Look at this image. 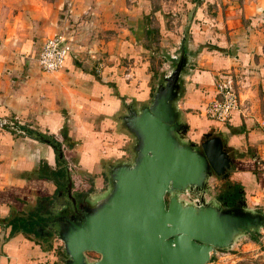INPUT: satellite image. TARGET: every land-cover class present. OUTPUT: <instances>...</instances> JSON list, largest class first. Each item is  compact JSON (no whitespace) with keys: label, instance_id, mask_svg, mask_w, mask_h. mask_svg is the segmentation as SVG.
Masks as SVG:
<instances>
[{"label":"crops","instance_id":"obj_1","mask_svg":"<svg viewBox=\"0 0 264 264\" xmlns=\"http://www.w3.org/2000/svg\"><path fill=\"white\" fill-rule=\"evenodd\" d=\"M59 32L72 50L61 68L44 70L38 52ZM184 39L193 54L182 75V117L190 133L222 137L232 164L221 181L264 210V0H0V113L58 141L67 158L57 168L52 144L0 131V264H64L54 235L25 229L22 217L37 212H25L27 198L50 200L68 171L74 182L131 157L121 114L151 98L145 53L171 52ZM227 75L240 107L225 121L204 116L215 80ZM245 237L233 247L261 253L264 236Z\"/></svg>","mask_w":264,"mask_h":264},{"label":"water","instance_id":"obj_2","mask_svg":"<svg viewBox=\"0 0 264 264\" xmlns=\"http://www.w3.org/2000/svg\"><path fill=\"white\" fill-rule=\"evenodd\" d=\"M192 54L184 39L150 100L125 105L121 123L133 139L132 155L107 166L103 191L72 212L62 189L41 200L55 211L64 264H206L217 249L264 230V210L249 207L239 191L218 200L208 195L210 177L227 180L232 159L220 135L187 136L179 100ZM36 136L56 148L49 136ZM67 179L66 195L74 199L72 185L78 191L81 184L69 171ZM187 193L193 198L184 199Z\"/></svg>","mask_w":264,"mask_h":264},{"label":"built area","instance_id":"obj_3","mask_svg":"<svg viewBox=\"0 0 264 264\" xmlns=\"http://www.w3.org/2000/svg\"><path fill=\"white\" fill-rule=\"evenodd\" d=\"M80 48L78 46V49ZM71 50L72 46L65 34L61 32L52 34L41 45L37 55L38 63L44 70H56L64 65L65 57ZM171 56L174 58L176 54L173 53ZM215 87L217 94L200 111L206 117L218 121H225L233 110L240 107L238 90L233 77L230 75L217 78L215 80ZM0 126H7L13 130H18V125L15 120L7 117H0ZM232 248L217 249L211 254L206 264H237V261L241 257V252L238 248L230 251Z\"/></svg>","mask_w":264,"mask_h":264},{"label":"rangeland","instance_id":"obj_4","mask_svg":"<svg viewBox=\"0 0 264 264\" xmlns=\"http://www.w3.org/2000/svg\"><path fill=\"white\" fill-rule=\"evenodd\" d=\"M178 52H179V48H176L175 50H173L171 52H169V50L164 49V51L146 52L145 53L146 60L148 61V63L151 64V66L153 67V70H154V78H153V83H152L153 87H155L156 82L158 81L160 76H162L164 73H167L170 71L171 63H172V59H173L171 54L175 53L177 55ZM187 136L192 137L197 141H200L202 138V135L199 132L197 134L188 133ZM59 148H62V145L61 146L59 145ZM54 151L56 153V156L58 157V158L57 157L56 158L58 159L57 160V165H58L57 168H59L62 165L61 161L59 160V157L64 156V154L62 156H59L57 148ZM63 158L67 160V158L65 156ZM71 168H72V170L76 169V167H74V166H72ZM69 170H71V169L69 168ZM57 172H58V169H57ZM53 174H54V172H53ZM71 176L73 177L72 174H71ZM98 176L101 178L97 179L96 177H98ZM78 179L76 177L74 182H80V184L85 183V181L88 183H93L95 186L93 192H96V193L103 191L108 186L107 176H106L105 172H103L102 163L98 164V168H97V171H95V173H93L91 175L85 173L81 176V179L80 178H78ZM210 184H211V186H210V189L208 190V195L212 196L215 200H218V198H217L218 190H220V187L222 186L223 182L221 181L220 177L213 175L210 177ZM52 196H50V197L52 198ZM182 197L184 199H189V198H192L193 196H191L187 193V194H183ZM27 201H28V203H27L28 205H26L27 208H26L25 212H27L29 209L33 208L35 210V212L37 211L36 213H39L40 206H41L40 205L41 200H39V197H37V196L29 197V198H27ZM50 232H51L50 234L54 235V237L57 238L59 240V242H61V244H62V241L58 238V236L56 235V232L54 230H51ZM245 236H247L248 238L252 236V237H255V239L256 238L262 239V237L264 236V230L255 231L254 233H247L246 235L241 236L238 240L245 241V239H244V238H246ZM261 243H262V245L257 247V250L260 251L261 253H253V255H248V253L251 250L242 251L238 247L239 245L237 246V244L235 245L236 247L232 246L233 248L230 251H234L235 248H238V250L241 252V257L237 261V264H246V263L247 264H264V243L262 241H261ZM62 246H63V244H62ZM88 254L90 257H96L97 256V254L94 252H90Z\"/></svg>","mask_w":264,"mask_h":264},{"label":"flooded vegetation","instance_id":"obj_5","mask_svg":"<svg viewBox=\"0 0 264 264\" xmlns=\"http://www.w3.org/2000/svg\"><path fill=\"white\" fill-rule=\"evenodd\" d=\"M81 186H82L81 189L76 191L75 189H73V185H72L71 193L74 199L66 195V189L68 188V179L66 180L63 179V181H61L60 183V186L56 188V190L62 189L64 191L65 203L69 205L70 212H72L73 210L76 211L79 205L86 201V198L96 194V192H93L95 188L93 183H88L85 181V183H83ZM189 195L194 196L193 193H189ZM39 215L42 216L41 218L42 227L40 228L39 226L37 228L41 231V233L42 232L45 234L51 233L50 231L53 230L52 226L55 224V222L52 221V218L56 217V215L54 209L52 208V206H50V203H45L44 206L40 207ZM43 227L45 228V231H43Z\"/></svg>","mask_w":264,"mask_h":264},{"label":"trees","instance_id":"obj_6","mask_svg":"<svg viewBox=\"0 0 264 264\" xmlns=\"http://www.w3.org/2000/svg\"><path fill=\"white\" fill-rule=\"evenodd\" d=\"M151 93H153V90L151 91ZM0 117H7V118H10V119H13L15 120V122L17 123L18 125V130H13L7 126H0V131L2 130H6V131H9L11 133H14V132H22L24 131L25 133H28L29 135L33 136V137H36V133H37V130H35L34 128H31L29 126H27L26 124H21L17 121V119L15 118L14 114L13 113H10V112H1L0 113ZM41 133V132H40ZM53 141V144L55 145V147L59 150V145L60 143L54 139H52ZM227 182H223L222 186L220 187V190H218V196H228L231 195L234 196L236 194H238V189L235 188V189H232V188H228L227 187ZM25 221L24 225H25V229L26 230H38V228H36L35 226L36 225H40L42 222H41V218L42 216L41 215H37L36 213H32V212H28L27 215H25L24 217H22Z\"/></svg>","mask_w":264,"mask_h":264}]
</instances>
